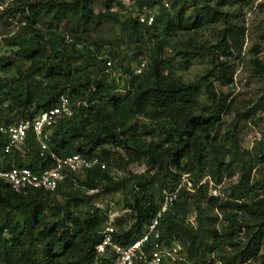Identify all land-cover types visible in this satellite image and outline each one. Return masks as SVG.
I'll return each mask as SVG.
<instances>
[{"label":"trees","instance_id":"1","mask_svg":"<svg viewBox=\"0 0 264 264\" xmlns=\"http://www.w3.org/2000/svg\"><path fill=\"white\" fill-rule=\"evenodd\" d=\"M143 1L149 7L161 4V0ZM174 1L182 6L173 21L167 20L163 6L149 25L137 17L129 19L125 30L134 56L109 52L100 59L93 44L94 49L85 51L91 70L78 74V69L63 60L68 45H75L67 37L80 40L114 20L112 8L117 0H16L27 23L24 34L30 36L20 46L27 66L17 68L12 78L0 77V107L7 103L10 110H17V119L12 115L0 118V125L31 119L56 106L64 95L72 114L52 127L50 152L58 157L79 154L99 162L72 173L55 191L38 189L21 195L0 188V263L91 264L108 216L93 203L98 194L88 192L125 189L126 212L112 233L114 241L123 245L140 236L160 209L164 193L175 191L181 177L188 175L192 191L186 189L187 184L180 186L160 218L166 243L178 242L186 255L185 260L172 264H264V193L258 195L251 183L253 170L264 163V143L245 160L234 129L219 135L221 115L229 105L214 86L215 80L230 79L229 56L241 50L245 33L244 25L233 24L229 13L218 6L234 2L248 6L253 0H189L194 10L188 17L183 14L184 1ZM141 7L137 13L144 12ZM12 12L10 7L3 8L0 15L10 17ZM219 22L224 24L215 42L196 44L198 31ZM36 25L45 32L33 28ZM175 44L176 63L183 69L193 59H206L208 67L198 79L184 82L175 76L171 60L162 58L164 48ZM138 57L132 68L131 62ZM107 60L112 63L109 72H105ZM142 61L145 67L134 73ZM251 65L264 76V61L251 60ZM10 66L8 58L0 56V71ZM201 91L207 104L201 100ZM137 117L155 125L138 131L130 126ZM6 142L0 134V154ZM114 152L121 153L118 165L123 169L144 160L145 173L113 179L109 167ZM47 155H40L39 144L29 131L22 152L13 149L3 164L38 172L53 166ZM236 170L239 176L228 199L208 195L207 184L200 183L209 172L219 185ZM56 197L61 199L55 201ZM215 210L227 222L221 230L215 226L218 217L211 215ZM192 214L193 225L187 220ZM123 222L127 225L122 226ZM3 229H7L6 236ZM227 246L229 254L224 253Z\"/></svg>","mask_w":264,"mask_h":264},{"label":"rangeland","instance_id":"2","mask_svg":"<svg viewBox=\"0 0 264 264\" xmlns=\"http://www.w3.org/2000/svg\"><path fill=\"white\" fill-rule=\"evenodd\" d=\"M183 1L184 16H191L194 7L189 0ZM141 2L142 4L137 5L136 0H117L112 8V13L115 16L114 20L105 22L98 30L91 31L89 36L82 35L80 40L75 41V39L67 37V41L75 42V45H68V51L63 56V60L69 61L71 68L78 69V74H81L87 69L88 71L91 70V67L88 66L89 61L85 56V51L94 49L95 46L97 47L96 51L100 59L108 57L109 52H115L119 57L124 55L128 58L132 57L135 50L127 37L125 29L129 19L137 16L138 7L142 6L140 10H143L145 13L155 14L163 6L165 8L164 11L167 12V20L173 21L179 7L182 6V3L176 5L174 0H161V4L152 7L146 5L143 0ZM9 7L13 10L10 17L4 13L0 15V56L7 57L11 66L5 71H0L1 78H12L16 76L17 68L23 69L27 66L26 60L20 54L21 43L25 45L30 38V36H25L24 34V26L27 23L21 15L22 7L16 3V0H0V14L3 8ZM218 8L229 13L233 24H240L245 27L241 50L229 56L232 65L230 79L214 81L215 90L224 96L229 105L228 111L221 115L222 124L218 133L221 135L227 133L230 128L234 129L239 151L244 154V159L248 160L250 154L254 150H258L262 146V143H264V76L255 73L251 65V60L264 61V0H253L248 6H241L239 3L234 2L231 5L218 6ZM161 10L163 9L161 8ZM223 24L224 22H219L212 27L203 28L198 31V36L194 37L195 41H197L196 44L215 42L218 32L223 28ZM33 28H39V30L45 32V28L40 25H36ZM183 35L184 39L188 38L187 34ZM9 42H14L15 45H10ZM162 58L171 60L175 76L181 78L184 82H192L198 79V77L205 73L208 67V63L204 58L191 60L186 69L179 67L176 63L179 62L176 44L173 47L170 45L165 47ZM138 60L139 57L131 62L132 68H135ZM201 93V100L207 104L206 97L203 95L204 92L201 91ZM7 106L9 104L5 103L0 107V118L5 119L12 115L14 119H17L15 115L17 110L12 109V111ZM154 125L145 117H137L130 122V126L136 130L140 127L149 128ZM149 138L147 137V140ZM116 153H113L115 157L113 159L114 163L109 167V173L113 179L121 180L129 178L131 174L141 175L145 173L144 160L129 163L123 169L118 165L120 164L118 155L121 153ZM115 163L116 165H114ZM235 173L232 178L225 177L219 185H216L211 179L210 173L206 172L200 183L207 184L208 195H219L223 199H228L230 187L239 176L238 170ZM184 176L190 181L188 175ZM251 183L254 185L255 192L260 196L263 195L264 163L258 164L253 170ZM188 187L187 185L186 189L192 191ZM93 191L88 192V194H98L93 203L100 210L106 212L108 216L107 222H110L112 227L117 229L120 219L126 212L123 204L125 197H127L125 189L121 188L115 192H104L99 188ZM59 197H56L55 201L60 200L61 198ZM211 215L218 217L215 226L218 230H221L227 223L223 215L217 210L212 212ZM194 218L192 214L187 220L193 225ZM124 225H127V223L123 222L122 226ZM180 247L181 250L178 256L181 259L179 260H185V252L181 245ZM224 253H231L229 246L224 247ZM212 256L215 255L213 254ZM186 264L192 263L187 262ZM214 264L220 263L216 261Z\"/></svg>","mask_w":264,"mask_h":264},{"label":"built area","instance_id":"3","mask_svg":"<svg viewBox=\"0 0 264 264\" xmlns=\"http://www.w3.org/2000/svg\"><path fill=\"white\" fill-rule=\"evenodd\" d=\"M167 7V4L165 3ZM137 19L141 23L151 24L154 14L137 13ZM146 62L142 61L134 70L138 74L145 67ZM112 63L106 61L105 72L110 71ZM72 109L69 106L68 98L64 95L59 97L56 106L38 112L31 119L15 121L7 126L0 125V134L6 136L0 154V188L7 187L11 191L27 195L33 190L55 191L72 173L90 169L99 161L88 159L79 154H72L65 157H58L49 150L51 131L54 124L60 118L69 117ZM32 131L40 147V155L48 154L53 166L35 172L29 167H6L3 160L6 154L13 149L22 152L28 132ZM105 165L102 164V168ZM190 185L186 176H183L179 186ZM177 196V190L165 192L164 199L155 216L152 217L142 229L138 238L128 244H120L114 241V228L110 222L100 231V240L94 246L95 258L91 264H172L181 259L178 254L181 250L179 243L173 242L168 245L162 237L160 218L163 212ZM3 236H6L7 229H3ZM2 264V263H0Z\"/></svg>","mask_w":264,"mask_h":264},{"label":"clouds","instance_id":"4","mask_svg":"<svg viewBox=\"0 0 264 264\" xmlns=\"http://www.w3.org/2000/svg\"><path fill=\"white\" fill-rule=\"evenodd\" d=\"M134 70H135V69H134ZM183 176H184V175H183ZM183 176H182V177H183ZM182 177H181V179H182ZM180 181H181V180H180ZM188 181H189V180H188ZM189 183H190V181H189ZM179 184H180V183H179ZM185 184H186V183H185ZM185 184H184V185H185ZM187 185H188V184H187ZM182 186H183V185H182ZM188 186L190 187V186H191V183H190V185H188ZM179 187H180V186H178V187L176 188L177 191H178ZM189 187H188V188H189Z\"/></svg>","mask_w":264,"mask_h":264}]
</instances>
